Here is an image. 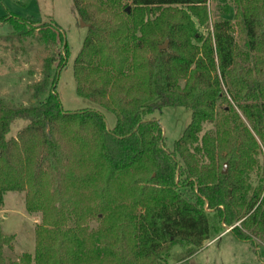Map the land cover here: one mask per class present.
<instances>
[{
	"label": "trees",
	"instance_id": "16d2710c",
	"mask_svg": "<svg viewBox=\"0 0 264 264\" xmlns=\"http://www.w3.org/2000/svg\"><path fill=\"white\" fill-rule=\"evenodd\" d=\"M72 1L87 25L72 64L76 93L115 124L107 129L94 109L65 111L55 92L59 71L43 101L0 102V205L5 192L25 191L26 210L41 217L34 253L0 264H167L174 244L188 246L176 264H190L192 248L231 225L236 238L263 235L264 243V190L250 192L248 183L264 145V0H217L221 18L207 35L196 26L207 23L208 0ZM231 10L235 23L223 17ZM42 28L54 53L35 94L68 54L60 27ZM228 98L239 112L223 108L214 131L201 134ZM164 106L191 112L172 151L159 120L146 117ZM18 119L28 124L6 138ZM80 196L100 199L95 229L85 224ZM1 246L0 235V254Z\"/></svg>",
	"mask_w": 264,
	"mask_h": 264
},
{
	"label": "rangeland",
	"instance_id": "374dc122",
	"mask_svg": "<svg viewBox=\"0 0 264 264\" xmlns=\"http://www.w3.org/2000/svg\"><path fill=\"white\" fill-rule=\"evenodd\" d=\"M209 17L204 25H197V30L203 35L211 31L212 23L221 18L217 0H208ZM230 20L233 10L223 16ZM52 21L63 32L68 48V54L62 67L57 68L55 61L50 68L47 88L40 94L34 93V87L43 78L44 61L54 53L50 42L43 36L42 24ZM236 43L243 45V33L234 24ZM86 26L82 25L72 0H0V102L10 107H29L37 104L48 96L51 91L54 74L55 92L65 111L73 112L81 109H94L102 113L106 126L110 129L115 124V116L97 103L76 93V83L73 77V59L80 50L86 34ZM239 112L235 103L219 101L216 106V118L213 123H204L201 134L214 131L226 114L223 108H231ZM159 120L164 134L165 149L172 151L174 142L182 135L190 122L191 112L183 106H164L147 114ZM244 120V119H243ZM28 124L25 119L14 121L6 134V138L16 134ZM256 164L249 173L250 192L262 187L264 190V145L259 143L256 152ZM183 195L194 201L191 191L180 188ZM81 208L86 213L85 224L91 229L99 225L96 210L99 198L80 196ZM68 209L76 205L69 202ZM78 205V204H77ZM58 206V203L56 204ZM86 206L91 209H85ZM205 209L206 205L204 206ZM100 217L101 215L98 214ZM41 223L39 212H28L25 208V191H7L0 205V235L2 248L0 257L5 261L18 260L22 254H33L35 249V228ZM239 222L235 223V225ZM212 239L205 240L201 247L186 259L190 264H264V243L262 236L251 240L236 238L228 228ZM188 248L187 245L174 244L170 250L167 264H176Z\"/></svg>",
	"mask_w": 264,
	"mask_h": 264
},
{
	"label": "water",
	"instance_id": "95a60500",
	"mask_svg": "<svg viewBox=\"0 0 264 264\" xmlns=\"http://www.w3.org/2000/svg\"><path fill=\"white\" fill-rule=\"evenodd\" d=\"M128 10H129V7L126 8V11H128ZM79 19H80V22H81L82 25H86V24L81 20V18H79ZM167 42H168V39H166V40L164 41V43L161 44V45L159 46V48H160V49H165L166 46H167ZM106 127H107V126H106ZM107 129H109V128L107 127ZM226 167H227V165H226V163H224V164H223V167H222V172H223V173L226 172ZM230 229H231V228H228L227 231H229Z\"/></svg>",
	"mask_w": 264,
	"mask_h": 264
}]
</instances>
